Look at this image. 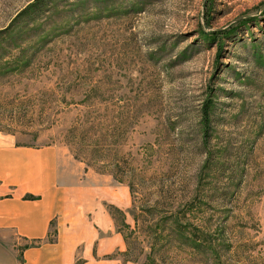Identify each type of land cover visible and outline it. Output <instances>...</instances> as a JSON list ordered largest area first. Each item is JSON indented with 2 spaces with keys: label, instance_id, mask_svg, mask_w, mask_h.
Wrapping results in <instances>:
<instances>
[{
  "label": "rangeland",
  "instance_id": "rangeland-1",
  "mask_svg": "<svg viewBox=\"0 0 264 264\" xmlns=\"http://www.w3.org/2000/svg\"><path fill=\"white\" fill-rule=\"evenodd\" d=\"M0 137L123 260L264 264V0H0Z\"/></svg>",
  "mask_w": 264,
  "mask_h": 264
},
{
  "label": "crops",
  "instance_id": "crops-1",
  "mask_svg": "<svg viewBox=\"0 0 264 264\" xmlns=\"http://www.w3.org/2000/svg\"><path fill=\"white\" fill-rule=\"evenodd\" d=\"M59 176L55 146L0 137V264H132L110 221L93 222L94 230L85 218H70V188Z\"/></svg>",
  "mask_w": 264,
  "mask_h": 264
},
{
  "label": "trees",
  "instance_id": "trees-1",
  "mask_svg": "<svg viewBox=\"0 0 264 264\" xmlns=\"http://www.w3.org/2000/svg\"><path fill=\"white\" fill-rule=\"evenodd\" d=\"M207 112L205 111V117H206ZM190 243H192L194 248H199L201 247L203 244L204 245H208L210 242H206V241H201L200 239H192L189 240Z\"/></svg>",
  "mask_w": 264,
  "mask_h": 264
}]
</instances>
